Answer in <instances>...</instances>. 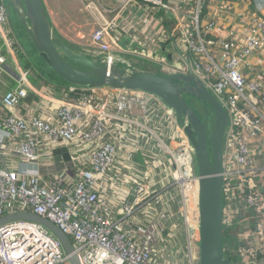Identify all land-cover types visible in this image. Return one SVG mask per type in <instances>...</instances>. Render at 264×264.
<instances>
[{
    "label": "built area",
    "instance_id": "obj_1",
    "mask_svg": "<svg viewBox=\"0 0 264 264\" xmlns=\"http://www.w3.org/2000/svg\"><path fill=\"white\" fill-rule=\"evenodd\" d=\"M6 2L0 0V43L14 61L16 81L0 96V218L31 213L51 222L81 264H170L162 237L167 215L136 218L138 208L146 215L151 199L161 202L154 190L161 182L176 192L187 243L197 240L195 251L188 247V264H199L198 177L175 114L143 91L67 85L33 93L15 62ZM209 2L123 0L109 21L96 9L89 54L106 66L138 70L126 54L154 63L161 75H191L223 108L224 235L251 211L264 214L255 181L264 154V17L218 34L214 21L201 27ZM5 62L0 56V70ZM63 148L69 161L55 162L54 151ZM256 227L260 235L262 223ZM0 264L70 263L47 229L16 221L0 227Z\"/></svg>",
    "mask_w": 264,
    "mask_h": 264
},
{
    "label": "water",
    "instance_id": "obj_2",
    "mask_svg": "<svg viewBox=\"0 0 264 264\" xmlns=\"http://www.w3.org/2000/svg\"><path fill=\"white\" fill-rule=\"evenodd\" d=\"M32 48L46 68L61 82L81 88L143 91L159 98L172 110L189 141L197 173L199 264H228L223 249L222 186L223 141L228 118L223 108L191 75L157 74L106 66L65 44L52 28L41 0H8ZM207 106L214 130L207 135L205 121L190 101ZM54 161H69L66 149L55 150ZM34 222L59 242L70 264H81L66 237L51 222L31 213L6 215L0 227L11 222Z\"/></svg>",
    "mask_w": 264,
    "mask_h": 264
},
{
    "label": "crops",
    "instance_id": "obj_3",
    "mask_svg": "<svg viewBox=\"0 0 264 264\" xmlns=\"http://www.w3.org/2000/svg\"><path fill=\"white\" fill-rule=\"evenodd\" d=\"M262 1L263 0H210L208 6L203 10L201 27L205 26L206 23L210 21H214L216 29L219 30L218 34L220 31L229 32L230 29L242 31L249 26L251 20L256 15L259 16V18L264 17V10L262 12L258 11V7ZM6 4L8 9V28L10 30L9 37L13 40L12 49L15 52V62L19 66L18 55L21 52V44L27 46L31 43L16 13L9 3L6 2ZM88 8L89 6L85 9L93 13L92 9ZM101 15L103 14L101 13ZM83 54L92 58L90 54ZM0 56L4 57L6 61L0 70L1 96L6 91L14 89L16 72L14 61L11 60L6 47L1 43ZM122 56L129 59L133 64H137L136 67L138 70L155 72L154 69L156 65L154 63L126 54ZM174 57V55H169V61L172 62L171 60L174 59ZM155 73L160 74L159 72ZM28 83L33 93L40 95L45 92L37 89L36 85L31 82L30 79ZM54 84L58 86L55 88L56 90H54L56 92L61 91V88L67 86V84L60 81H55ZM33 101H35V98L32 99V102ZM19 113L23 115L25 113L24 109H19ZM171 146L174 148L177 145L173 144ZM13 166L20 167L19 160L16 157L13 159ZM259 166L263 167V169L261 170L260 176L256 177L255 181L256 188L264 201V154L259 160ZM162 174L164 175V173ZM154 190L158 195H161V202L157 201L152 204L151 201L153 199H151L149 206L144 205L146 215H142L140 213V208H138L136 210V218L145 221L147 219L146 216L157 217L160 213H165L167 215L166 220L162 222L164 225L162 237L165 241V258L170 264H188V247H192L193 251H195L197 240L187 243L183 215L180 211L181 204L178 206L177 203L179 204V200L173 199V195L176 192L167 191L168 189L164 187L161 182L160 184H156ZM262 212H264V210H262ZM249 215L250 219L237 222L235 226L223 235V249L228 264H264V214L263 216H257L254 211H251ZM155 220L161 221L162 219L159 215ZM259 223H262L260 235L256 234L258 230L256 225ZM244 257L248 258L244 259Z\"/></svg>",
    "mask_w": 264,
    "mask_h": 264
},
{
    "label": "rangeland",
    "instance_id": "obj_4",
    "mask_svg": "<svg viewBox=\"0 0 264 264\" xmlns=\"http://www.w3.org/2000/svg\"><path fill=\"white\" fill-rule=\"evenodd\" d=\"M122 1L41 0L51 26L59 38L69 47L87 54H89L90 50L93 51L95 49L91 44V36L98 29V21L96 22V16L94 15L98 10L95 11V9H99L103 14V19L109 21L115 17ZM88 6V9L91 8L93 13L85 9ZM20 47L21 52L18 55V64L23 70L27 71L28 80L30 79L39 90H56L55 88L58 86L54 82L60 80L46 68L31 44L27 46L21 44ZM190 102L195 107L197 113L203 117V106L194 100ZM207 127L212 128V123H207Z\"/></svg>",
    "mask_w": 264,
    "mask_h": 264
},
{
    "label": "flooded vegetation",
    "instance_id": "obj_5",
    "mask_svg": "<svg viewBox=\"0 0 264 264\" xmlns=\"http://www.w3.org/2000/svg\"><path fill=\"white\" fill-rule=\"evenodd\" d=\"M203 106L202 110H204V114H203V117L200 116V118L205 121V124H206V127H207V123L211 122L212 123V128H208L207 127V135L210 136L211 133H212V130H214V120L211 116V114L209 112H207V106L205 104H201ZM200 115V114H199ZM211 129V130H209Z\"/></svg>",
    "mask_w": 264,
    "mask_h": 264
},
{
    "label": "trees",
    "instance_id": "obj_6",
    "mask_svg": "<svg viewBox=\"0 0 264 264\" xmlns=\"http://www.w3.org/2000/svg\"><path fill=\"white\" fill-rule=\"evenodd\" d=\"M223 246H224V244H223Z\"/></svg>",
    "mask_w": 264,
    "mask_h": 264
}]
</instances>
